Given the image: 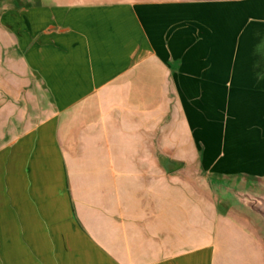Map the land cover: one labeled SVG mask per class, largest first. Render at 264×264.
Here are the masks:
<instances>
[{"label":"crops","instance_id":"0c3cea01","mask_svg":"<svg viewBox=\"0 0 264 264\" xmlns=\"http://www.w3.org/2000/svg\"><path fill=\"white\" fill-rule=\"evenodd\" d=\"M262 86L264 0H0V264H264L201 184Z\"/></svg>","mask_w":264,"mask_h":264},{"label":"rangeland","instance_id":"374dc122","mask_svg":"<svg viewBox=\"0 0 264 264\" xmlns=\"http://www.w3.org/2000/svg\"><path fill=\"white\" fill-rule=\"evenodd\" d=\"M256 66L259 65L256 64ZM254 89L258 90V88H254ZM259 89L261 95L260 98H258L259 104H257L256 111L253 108H251V111L246 115L247 126L245 130V134H242L241 132L240 134L237 133V135L233 136V138L235 137L237 140L240 141V143L234 142V146H235L234 148L236 150L233 151L235 153V156L232 157L233 160H231L232 162L237 164V162L240 161L239 157L243 156L242 161L244 160L246 162H250V164H253L254 162L257 161V159H259V156H262L261 158L263 160V163L261 170L258 171L259 174L254 175L247 172L236 173L238 170L236 166L227 167L228 169H224L225 166H228L227 161H229V158L226 159L227 153L219 152V158L218 156L217 158L216 156H213V158L212 157L210 158V161L213 159L212 165H215L218 161H220L219 160L220 158L223 159V161H221L220 163L223 164L221 165L222 166L221 169L226 171L230 170L231 172H234L229 175H223L224 177L225 176L227 177L228 181L235 182L240 185H246L250 188L264 190V153L261 154L260 152H258V150L260 149L259 146L264 144V86L260 87ZM259 105L261 107V110L259 109ZM234 126H236V124L232 123L231 127ZM214 179H217V177H214Z\"/></svg>","mask_w":264,"mask_h":264},{"label":"water","instance_id":"95a60500","mask_svg":"<svg viewBox=\"0 0 264 264\" xmlns=\"http://www.w3.org/2000/svg\"><path fill=\"white\" fill-rule=\"evenodd\" d=\"M201 184L231 208L251 219L264 236V190L214 178H203Z\"/></svg>","mask_w":264,"mask_h":264}]
</instances>
